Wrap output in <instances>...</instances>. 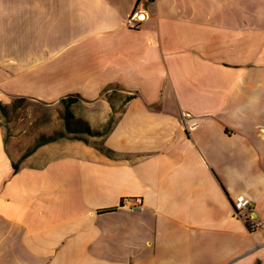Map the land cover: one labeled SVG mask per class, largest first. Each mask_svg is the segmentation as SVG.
<instances>
[{"label":"crops","instance_id":"obj_1","mask_svg":"<svg viewBox=\"0 0 264 264\" xmlns=\"http://www.w3.org/2000/svg\"><path fill=\"white\" fill-rule=\"evenodd\" d=\"M135 1L0 3V104L111 119L14 172L0 118V264H264V0Z\"/></svg>","mask_w":264,"mask_h":264},{"label":"rangeland","instance_id":"obj_2","mask_svg":"<svg viewBox=\"0 0 264 264\" xmlns=\"http://www.w3.org/2000/svg\"><path fill=\"white\" fill-rule=\"evenodd\" d=\"M0 3L3 4V0H0ZM14 15L16 22H18L19 16L17 15H19V13L14 12ZM8 17L9 14L2 15L0 19ZM2 23L8 25L4 19ZM13 26H15V22ZM11 30L13 29L11 28ZM14 30L16 31V27H14ZM0 46L6 49L3 44H0ZM67 100L73 101L71 98H67L64 101ZM61 103L60 110H57L58 108L55 106L48 107L34 102L23 101L22 99L18 107L8 110L7 116L4 117L0 115L6 142L10 139L11 133H15L19 140L17 142L18 145L13 146V149H18L23 147L24 144L31 143L32 145L40 134H52L55 131L64 130V102L62 101ZM68 122L70 127L75 130L73 133L69 134V137L84 138L89 136L87 133L83 132L82 129L84 128V124L82 122L73 118H70Z\"/></svg>","mask_w":264,"mask_h":264},{"label":"built area","instance_id":"obj_3","mask_svg":"<svg viewBox=\"0 0 264 264\" xmlns=\"http://www.w3.org/2000/svg\"><path fill=\"white\" fill-rule=\"evenodd\" d=\"M153 0H136L131 13L127 18V24L130 28H139L142 22L149 17L147 5ZM232 207L235 215L240 217L246 223L249 231H255L264 228V222L256 221L252 218V202L243 195H239L232 200Z\"/></svg>","mask_w":264,"mask_h":264},{"label":"trees","instance_id":"obj_4","mask_svg":"<svg viewBox=\"0 0 264 264\" xmlns=\"http://www.w3.org/2000/svg\"><path fill=\"white\" fill-rule=\"evenodd\" d=\"M130 98V97H129ZM20 101H22V99H14L11 103V105L9 106H3L0 104V115L2 116H7L8 115V110L9 109H15L16 107H18V104L20 103ZM64 109H63V114H64V120H63V126H64V130H59V131H55L52 134H40L35 142L30 145L28 148H26V150L21 154V156L19 157V159L12 163V167L14 172L18 170V166L19 163L29 154H31L38 146L45 144L47 142L50 141H54L56 139L62 138V137H69L70 133H73L75 130L72 129L69 125L68 120L71 117V114L69 112V102L71 101H64ZM111 126V119L108 121V123L105 125V127L101 130V131H92L90 130V128L86 125H84V128L82 129L84 133H87L88 135H103L105 134L109 128ZM76 138V137H74ZM6 139V138H5ZM81 139V138H80Z\"/></svg>","mask_w":264,"mask_h":264}]
</instances>
